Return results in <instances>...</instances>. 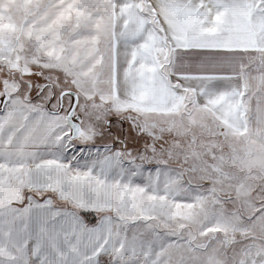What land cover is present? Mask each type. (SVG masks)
Listing matches in <instances>:
<instances>
[{
    "label": "snow or ice",
    "instance_id": "snow-or-ice-1",
    "mask_svg": "<svg viewBox=\"0 0 264 264\" xmlns=\"http://www.w3.org/2000/svg\"><path fill=\"white\" fill-rule=\"evenodd\" d=\"M0 264H264V0H0Z\"/></svg>",
    "mask_w": 264,
    "mask_h": 264
}]
</instances>
